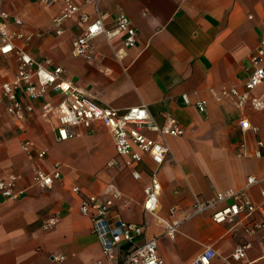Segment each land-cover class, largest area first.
Instances as JSON below:
<instances>
[{"label": "crops", "instance_id": "1", "mask_svg": "<svg viewBox=\"0 0 264 264\" xmlns=\"http://www.w3.org/2000/svg\"><path fill=\"white\" fill-rule=\"evenodd\" d=\"M3 6L34 33L25 46L32 57L63 67L65 78L96 103L118 109L143 103L158 124L170 114L183 127V135L167 138L169 153L156 172L158 217H169L172 205L188 212L195 196L207 199L219 190L243 187L248 176L264 177V146L261 157L253 155L256 141H264V110H239L219 96L223 87L241 85L248 57L264 37V0H100V10L109 15L107 26L124 13L137 40L122 47L117 39L108 43L103 35L97 36L91 41L96 51L91 61L70 53L71 38L82 29L75 18L65 22L61 37L54 35L52 18L60 4L44 7L39 0H4ZM17 66L13 52L0 53V84L14 76ZM252 93L264 94V84ZM60 99L49 88L23 120L0 108V178L12 173L21 191L15 200L0 196V264H57L56 255L64 257V264H120L128 244L108 261L91 231L90 218L79 210L85 196L101 194L108 184L121 193L109 218L145 222L144 236L136 243L158 236L162 264H187L206 245L226 255L239 243L250 245L246 258L233 264H264L260 233L247 234L241 221L216 223L208 211L181 222L174 239L163 234L158 218L142 207L143 188L155 167L150 156L144 153L137 165L139 178L120 164V157L118 164L108 165L115 158L113 139L99 123L91 131L76 129L75 135L58 141L57 122L50 113L43 114L42 106ZM199 99L207 101L205 111L196 108ZM242 116L258 127L257 133L242 131L238 125ZM25 139L33 140L45 155L38 157L36 149L25 152L21 146ZM241 142L244 154L238 155ZM55 164L61 177L50 187L30 183L34 169L51 171ZM260 187L264 182L248 188L256 202ZM51 216L56 223L44 229V220Z\"/></svg>", "mask_w": 264, "mask_h": 264}, {"label": "built area", "instance_id": "2", "mask_svg": "<svg viewBox=\"0 0 264 264\" xmlns=\"http://www.w3.org/2000/svg\"><path fill=\"white\" fill-rule=\"evenodd\" d=\"M0 0V53L13 52L18 59V66L14 76L0 84V108L17 120H23L34 110V103L43 98L50 88L61 95V99L54 105L43 104V114H51L56 120V139L65 140L76 133V129L91 131L99 123L111 133L115 151V158L108 161V165L118 164L116 157H120L123 167L129 168L135 178L140 177L137 165L142 161L143 154L150 156L155 167L151 172L149 182L143 188L144 211L155 215L163 225L166 236L174 239L181 222L193 216L210 212L211 219L216 223L243 222L247 234H258L259 245L264 252V187H260V201H254L248 188L264 182V177L248 176L246 184L241 188H226L215 192L207 199L194 197V202L188 212L182 213L177 205L169 208V217L157 216L159 206L160 184L157 179V169L165 161L169 153L167 138L184 134L183 127L170 114L165 115L162 124H158L150 115L145 104L118 109L102 106L91 97L77 89L70 80L65 78L64 69L60 65L52 66L49 60L37 61L26 50L34 33L27 31L22 18L8 11ZM100 0H39L44 7L60 4V10L52 18V31L55 36L61 37L65 32V22L75 18L82 25L81 31L70 41V53L73 57H80L91 61L96 57L92 46V39L103 35L109 43L117 39L122 47H131L137 40V31L129 17L118 13L110 26L106 20L107 12L100 10ZM87 5L88 8H87ZM13 26V28L11 27ZM120 54V49L116 51ZM249 68L241 85L225 86L219 96L230 99L239 110L250 107L255 111L264 110V94L254 95L253 90L264 84V37L259 39L255 50L249 55ZM186 103L188 96L183 94ZM199 111H205L207 101L199 99L195 102ZM238 125L242 131L250 130L257 133L258 127L252 125L246 117H240ZM153 133V136L147 134ZM22 149L29 153L36 149L31 139H25ZM264 141L258 139L255 143L253 155L262 156L261 148ZM238 155H243L244 142L237 147ZM38 157L45 155L43 149H36ZM59 165L51 171L41 168L34 169L30 183L38 187H50L60 179ZM78 192L79 188L73 186ZM21 191L16 187V177L12 173L0 178V196L5 199L19 198ZM121 193L113 184H108L101 194L85 196L79 205L82 214L91 220V231L98 237L103 256L108 261H114L122 244H128L121 253L120 264H162L163 259L157 251L158 236L146 237L136 243L139 237L144 236L146 223H136L123 219H110L109 212L114 199ZM181 212L177 217L176 214ZM57 221L54 216L44 220V229L51 228ZM249 243H239L226 255H220L212 245L204 246L187 264H233L246 258ZM53 260L57 264H64V257L56 255ZM101 263V261H97ZM242 264V263H238Z\"/></svg>", "mask_w": 264, "mask_h": 264}]
</instances>
